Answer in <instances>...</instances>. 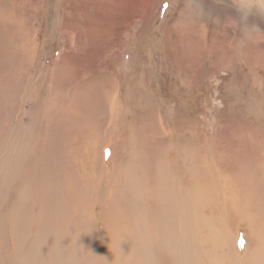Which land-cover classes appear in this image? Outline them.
<instances>
[{
	"label": "rangeland",
	"instance_id": "obj_1",
	"mask_svg": "<svg viewBox=\"0 0 264 264\" xmlns=\"http://www.w3.org/2000/svg\"><path fill=\"white\" fill-rule=\"evenodd\" d=\"M0 227V264L264 263V0H0Z\"/></svg>",
	"mask_w": 264,
	"mask_h": 264
},
{
	"label": "bare ground",
	"instance_id": "obj_2",
	"mask_svg": "<svg viewBox=\"0 0 264 264\" xmlns=\"http://www.w3.org/2000/svg\"><path fill=\"white\" fill-rule=\"evenodd\" d=\"M113 103V102H112ZM17 108H19V107H17ZM17 144V143H16ZM18 145V144H17ZM16 145V146H17ZM56 146V145H55ZM5 147V146H4ZM103 151V150H102ZM156 179V178H155ZM159 191V190H158ZM160 192V191H159ZM6 193V192H5ZM4 194V193H3ZM161 194V193H160ZM161 196H162V194H161ZM15 197V196H14ZM163 197V196H162ZM167 197H168V195H167ZM170 197V196H169ZM166 205V204H165ZM167 206V205H166ZM175 206V205H174ZM1 207H3V206H1ZM5 207H6V205H5ZM167 208H169V209H167ZM173 207L171 206V207H166V210L167 211H169L170 213H171V210H173L172 209ZM155 210H157V209H155ZM7 211V210H6ZM176 211V210H175ZM170 213H169V215H167V216H170ZM174 212H172V214H173ZM28 214V213H27ZM171 214V215H172ZM55 215V214H54ZM165 215H166V213H165ZM27 216V215H26ZM168 218V217H167ZM171 218H172V216H171ZM10 219V218H9ZM176 219V218H175ZM167 221V220H166ZM165 222V221H164ZM167 222H169L168 224H166ZM165 224V226L163 227V230L165 229V227H166V229H165V231L163 232V234H162V237L161 238H159L161 241H163V242H167V243H172L173 241L175 242V240L176 239H178V222L176 221V220H173V219H171V220H168ZM41 223V222H40ZM134 223V222H133ZM137 223V225L135 226V227H138V229H137V235H136V237L135 236H133V237H135V241H141V243H143V240H144V242H146V240L150 237V234L147 232V227H143L144 225H143V223H142V221H140V222H136ZM131 224V223H130ZM131 226V225H130ZM133 226V225H132ZM162 226V225H161ZM1 228V227H0ZM181 233H183V232H181ZM187 234H189L188 232H187ZM134 235V234H133ZM183 236V235H182ZM132 237V238H133ZM47 242V241H46ZM132 242H133V239H132ZM85 244V243H84ZM47 246V245H46ZM54 247V246H53ZM136 249V248H135ZM260 250V249H259ZM139 252V251H138ZM259 252H262V251H259ZM264 253V252H263ZM198 254H201V253H198ZM258 254H261V253H258ZM251 255H253V254H251ZM255 255V254H254ZM253 255V256H254ZM262 255V254H261ZM262 256H264V255H262ZM261 256V257H262ZM200 257H201V255H200ZM255 257V260L254 261H252V259H248L247 260V263L249 262V264H258V262H260V261H258V259H256V257H258V255H257V253H256V256H254ZM261 257H260V259H261ZM195 258V257H194ZM198 259H199V257H197ZM259 259V260H260ZM264 259V258H263ZM200 260V259H199ZM198 260V261H199ZM95 261V260H94ZM201 261V260H200ZM262 262V264H264L263 263V261H261ZM246 263V264H247ZM144 264V263H143ZM198 264H199V262H198ZM260 264V263H259Z\"/></svg>",
	"mask_w": 264,
	"mask_h": 264
}]
</instances>
